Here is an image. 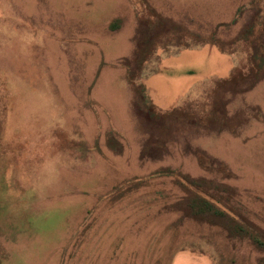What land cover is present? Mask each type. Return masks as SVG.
<instances>
[{
	"label": "rangeland",
	"instance_id": "rangeland-1",
	"mask_svg": "<svg viewBox=\"0 0 264 264\" xmlns=\"http://www.w3.org/2000/svg\"><path fill=\"white\" fill-rule=\"evenodd\" d=\"M0 264H264V0H0Z\"/></svg>",
	"mask_w": 264,
	"mask_h": 264
},
{
	"label": "trees",
	"instance_id": "trees-1",
	"mask_svg": "<svg viewBox=\"0 0 264 264\" xmlns=\"http://www.w3.org/2000/svg\"><path fill=\"white\" fill-rule=\"evenodd\" d=\"M238 13L240 14L241 13V9H238L237 10V13L236 15H238ZM239 17V16H238ZM237 18V16H236ZM236 18H235V21H236ZM254 50H256L254 48ZM249 60L252 61V59L250 58ZM251 71H248L247 74L248 76L251 75L252 73H250ZM246 74V73H245ZM131 75V74H130ZM128 75V78L130 81H132L133 77ZM247 75H242V74H239V73H235L233 74V76L230 78V80H228L227 82V85L229 86V88L231 89H236L235 91L237 93L241 92V93H244L246 91H248V89L250 88V86H252V82H250V86H248V88L246 89L245 87H242L243 86V83L244 81H246ZM131 85H133V83H131ZM137 88V87H135ZM136 93H143V90L141 87H138L137 88V91ZM141 99L143 100L144 97L143 95L141 96ZM215 100V99H213ZM214 103V102H212ZM209 111L211 112V108H209ZM219 114V113H218ZM223 117V115H221ZM224 118V117H223ZM226 120V122L229 124V120H227L226 118H224ZM219 122H221L219 120ZM228 127V126H226ZM203 161V160H201ZM170 174H174L173 172H171ZM179 178H180V181L182 182H186L187 184L191 185V186H195L197 185L198 183H201L202 181L199 180H193V179H190L188 178L187 176H184V175H179ZM196 196L193 197V199L190 200L189 202V207L191 210H194V212L198 215V216H201L203 215V213H206V212H210L212 214H215L217 217L219 218H224L225 216H228V219H229V223L231 224L230 225H226V229L229 231L230 235L231 236H245L246 235V230L245 228L243 229L240 225V223H237L235 222V219L233 217L230 216V213L228 210H222V208H219L217 207L216 205H213L211 202H208L206 199H204L203 197L195 194ZM204 216V215H203ZM242 225V224H241ZM244 227V226H243ZM248 227V226H247ZM249 237L250 239L257 245H260V246H263V244L260 242V239L258 238L257 235H254V233L250 234L249 233Z\"/></svg>",
	"mask_w": 264,
	"mask_h": 264
}]
</instances>
